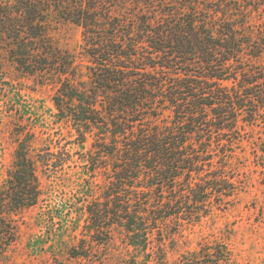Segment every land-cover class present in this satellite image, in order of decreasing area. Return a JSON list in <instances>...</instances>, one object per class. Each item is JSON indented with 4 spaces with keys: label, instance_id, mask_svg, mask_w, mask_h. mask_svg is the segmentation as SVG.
<instances>
[{
    "label": "trees",
    "instance_id": "1",
    "mask_svg": "<svg viewBox=\"0 0 264 264\" xmlns=\"http://www.w3.org/2000/svg\"><path fill=\"white\" fill-rule=\"evenodd\" d=\"M60 21L81 29L78 50L55 46ZM250 21L239 0H0V86L9 84L6 57L22 77L53 88L75 145L92 139L79 158L90 185L78 218L98 243L121 230L134 253L127 264H167L168 244L239 193L226 173L234 146L245 128L264 125V31ZM33 140L16 134L0 183V255L16 243L17 217L40 203L39 172L69 163L50 148L34 155ZM258 147L264 159V139ZM175 264L235 258L211 237Z\"/></svg>",
    "mask_w": 264,
    "mask_h": 264
},
{
    "label": "rangeland",
    "instance_id": "2",
    "mask_svg": "<svg viewBox=\"0 0 264 264\" xmlns=\"http://www.w3.org/2000/svg\"><path fill=\"white\" fill-rule=\"evenodd\" d=\"M239 2L251 12L250 24L255 32L264 31V0ZM52 39L62 51H76L81 44V29L60 21ZM4 58L1 75L9 84L0 86V183L11 168L16 134L20 132H28L35 139L34 155H46L50 148L69 163L58 172H39L40 203L17 217L16 243L0 255V264H127L134 253L121 230H114L110 237L102 233L98 243L85 230V217L78 218L76 204L85 197L82 189L90 185L79 158L89 151L92 139L84 149L75 145L71 125L57 119L53 88L22 77ZM241 135V142L233 149V164L226 171L238 179L239 193L227 210H215L202 224L187 229L184 238L168 244L167 264H175L180 253L211 237L226 240L235 264H264V159L258 147L264 139V125L245 128ZM58 146L67 147L71 154L58 150ZM97 180L100 183L102 177ZM73 249L88 258L75 259Z\"/></svg>",
    "mask_w": 264,
    "mask_h": 264
}]
</instances>
